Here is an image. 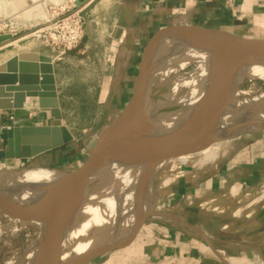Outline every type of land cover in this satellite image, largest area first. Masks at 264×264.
<instances>
[{
  "label": "crops",
  "instance_id": "obj_1",
  "mask_svg": "<svg viewBox=\"0 0 264 264\" xmlns=\"http://www.w3.org/2000/svg\"><path fill=\"white\" fill-rule=\"evenodd\" d=\"M112 6L116 18L111 38L118 40L114 45H122L123 56L109 87L103 89L112 100L130 98L140 53L161 27L198 25L264 38V0H119ZM33 105L37 106L36 99L26 97L22 108L1 110L0 121H6V126L56 123L47 111ZM254 134L262 135L237 142L241 152L226 157L217 170H204L194 179L184 176L186 185L179 181L169 187L168 196L172 195L177 209L164 212L179 221L155 219L138 243L135 237L143 224L129 244L117 249H127L128 258L116 256L103 264H264V130L242 138Z\"/></svg>",
  "mask_w": 264,
  "mask_h": 264
},
{
  "label": "bare ground",
  "instance_id": "obj_2",
  "mask_svg": "<svg viewBox=\"0 0 264 264\" xmlns=\"http://www.w3.org/2000/svg\"><path fill=\"white\" fill-rule=\"evenodd\" d=\"M12 41L11 38L6 39L0 47ZM213 54V49L183 34L162 35L155 40L147 88L154 81H159L162 86L169 82L170 87L167 98L158 94L146 97L143 105L145 121L154 125L150 131L153 136L180 134L194 129L200 102L206 93L208 67ZM240 59V66L231 73L230 97L214 132L215 140L199 148L197 156L213 154L214 148L222 156L232 140L242 138L244 133L264 130V92H257L259 83L256 81L264 82V58L246 55ZM191 64L193 67L185 74L182 70ZM245 78L251 82L247 88L239 87ZM26 97L35 98L25 95L24 101ZM155 98L159 99L153 102ZM2 101L8 103L7 100ZM1 110L7 109L0 107ZM138 155L136 160L125 156L111 158L90 173L77 207L63 231L59 252L61 262L96 245L120 241L134 228L141 212L150 210L152 215L155 213L153 201L158 196L154 182L159 171L167 162L178 165L183 153H178L174 147L157 146L144 149ZM69 171L43 165L0 169V193L15 204L38 210L54 184ZM20 218V228L31 224L41 230L42 241L32 263L40 264L39 253L48 251L50 225L39 218ZM10 226L15 229L17 224ZM25 254L27 258V250Z\"/></svg>",
  "mask_w": 264,
  "mask_h": 264
},
{
  "label": "water",
  "instance_id": "obj_3",
  "mask_svg": "<svg viewBox=\"0 0 264 264\" xmlns=\"http://www.w3.org/2000/svg\"><path fill=\"white\" fill-rule=\"evenodd\" d=\"M86 1L76 0V3L82 5ZM176 34H183L214 50L208 67L209 81L192 131L153 136L150 131L154 125L145 121L143 109L146 97L151 96L147 88L151 57L157 38ZM10 38L9 33L0 34V43ZM246 55L264 58V38L244 37L220 29L187 24H174L155 30L140 53L129 100L121 114L99 133L87 158L54 184L40 209L33 210L15 204L0 193V212L18 221L20 217L27 216L49 223L47 264H88L93 259L129 244L140 225L152 215L150 210L139 214L134 228L120 241L96 245L65 262L60 261L64 228L77 207L90 173L114 157L125 156L136 160L138 154L147 148L170 146L178 153L188 154L213 142L214 132L230 97L229 75L240 66V58ZM52 63L50 56L34 51L18 52L0 63V107L22 108L25 95H30L36 98L38 108L47 111L57 122L9 125L0 135V153L3 157L26 159L73 140L71 130L61 122L63 116ZM104 123L105 117L102 116L92 127L93 131L100 130Z\"/></svg>",
  "mask_w": 264,
  "mask_h": 264
},
{
  "label": "rangeland",
  "instance_id": "obj_4",
  "mask_svg": "<svg viewBox=\"0 0 264 264\" xmlns=\"http://www.w3.org/2000/svg\"><path fill=\"white\" fill-rule=\"evenodd\" d=\"M116 1L119 0H94L93 2L87 0L82 3L83 12L80 15L83 22V35L80 43L73 50L63 52L61 47H53L46 43L39 32L44 27L43 23L47 19L52 18L61 11L73 9V0H0V34L9 33L13 40L4 46L18 41L9 47L1 46L4 48L0 50V63L22 51H34L50 56L58 87L59 106L63 116L61 122L73 134V140L69 143L57 150H48L50 152L44 155L41 154V156L36 158L11 159L3 157V154L0 153V169L16 166L25 167L35 165V163L61 170L74 169L87 158L89 150L95 144L99 133L121 114L122 110L119 109L124 107L129 95L122 97L121 100H117V98L112 100L106 96V93H103L104 87L108 88L111 83V77L113 72H115V68L119 65L118 62H121L123 58L121 54L122 45L118 43V45H114V40L116 42L118 40L111 38V27L116 18V11L112 4L116 3ZM192 67L193 65L191 64L182 71L186 74ZM230 80L231 74L229 75ZM256 81L259 83L257 92H264V82ZM250 82V80L245 78L239 87L247 88ZM162 87H165V90H162ZM169 87V82L162 86L159 81H154L150 82L148 92L152 97L158 94L162 98H167ZM158 99H153V102ZM34 107L38 109V106L35 105ZM10 116L11 118L14 117L13 114H10ZM102 116L105 117L104 125L100 130L93 131L92 127ZM6 125V121H0V135L3 134ZM261 135L258 134V137ZM256 137L257 135L254 134L253 137L248 136L247 138L232 140L229 143V149L222 156H219V151L215 148V150L213 149V154L209 155L197 156L196 152L183 153L182 161L179 160L178 165H172L167 162L161 167L154 182V191H157L158 196L153 201L155 213L149 216L153 218L145 220L143 227L135 237V241L138 243L142 242V239H140L141 235L147 229L149 223H156L155 219H168L172 222L180 220L178 216L177 218H168L166 216H170V214L164 212L165 209L176 208V201L171 199L172 195H170L171 197L168 196V189L172 184H177L180 181V184L186 185L188 180L185 178L183 182L182 177L184 176L194 179L204 170H217L220 167V162L225 160L226 157L235 158L236 152L237 154L241 152L237 150V142L241 141L243 143L245 140L248 141V139L251 140ZM242 143L239 144L241 149L242 146H245ZM203 174H200V176ZM18 205L21 204L19 203ZM176 212L179 211L177 210ZM164 215L165 217L161 218ZM21 222V220L5 217L0 212V226H2L0 228V264H18L21 261L22 264L33 263L38 245L42 241L41 230L31 224H26L20 228ZM15 223L17 227L14 229L10 224L15 225ZM7 227L10 228L7 229ZM26 250L28 259L25 256ZM126 251L128 250H112L93 259L88 264H103L109 258L116 256L120 260L125 261L128 258ZM47 259L48 251H41L39 253V263H47Z\"/></svg>",
  "mask_w": 264,
  "mask_h": 264
},
{
  "label": "built area",
  "instance_id": "obj_5",
  "mask_svg": "<svg viewBox=\"0 0 264 264\" xmlns=\"http://www.w3.org/2000/svg\"><path fill=\"white\" fill-rule=\"evenodd\" d=\"M75 1V2H74ZM73 9L61 11L50 19H47L40 29L39 34L46 43L53 47H61L63 52L73 50L81 40L83 35L82 5H78L73 0Z\"/></svg>",
  "mask_w": 264,
  "mask_h": 264
}]
</instances>
